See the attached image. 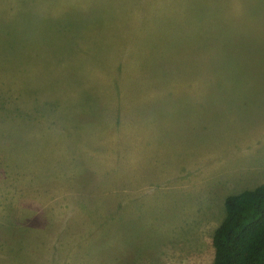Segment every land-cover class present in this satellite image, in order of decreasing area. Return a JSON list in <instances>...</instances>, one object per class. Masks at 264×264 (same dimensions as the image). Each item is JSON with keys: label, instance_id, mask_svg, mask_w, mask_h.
Instances as JSON below:
<instances>
[{"label": "rangeland", "instance_id": "obj_1", "mask_svg": "<svg viewBox=\"0 0 264 264\" xmlns=\"http://www.w3.org/2000/svg\"><path fill=\"white\" fill-rule=\"evenodd\" d=\"M261 184L264 0H0V264H213Z\"/></svg>", "mask_w": 264, "mask_h": 264}, {"label": "trees", "instance_id": "obj_2", "mask_svg": "<svg viewBox=\"0 0 264 264\" xmlns=\"http://www.w3.org/2000/svg\"><path fill=\"white\" fill-rule=\"evenodd\" d=\"M213 237V264H264V184L225 200Z\"/></svg>", "mask_w": 264, "mask_h": 264}, {"label": "crops", "instance_id": "obj_3", "mask_svg": "<svg viewBox=\"0 0 264 264\" xmlns=\"http://www.w3.org/2000/svg\"><path fill=\"white\" fill-rule=\"evenodd\" d=\"M148 103H145L144 106L146 107H149L151 108L150 106H152V103L147 101ZM139 107V108H138ZM142 106H137L136 107V118H134V123H135V126H136V132H135V144L137 145V148H139L138 144L140 143H143L144 142V139H143V136H144V133H146L147 137H149V139L151 138V135L153 134L154 137L156 138L157 136V132H156V125H153L151 124V119L149 120L148 118L144 119L142 116H141V113L139 111L140 108H142ZM154 130V132H153ZM142 139V140H141ZM148 145L147 143L146 144H143L141 146V150L144 146Z\"/></svg>", "mask_w": 264, "mask_h": 264}]
</instances>
